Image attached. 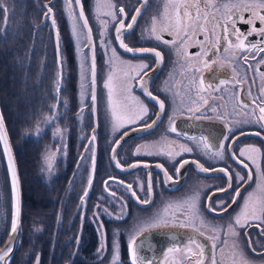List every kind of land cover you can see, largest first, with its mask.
<instances>
[{"label": "flooded vegetation", "instance_id": "obj_1", "mask_svg": "<svg viewBox=\"0 0 264 264\" xmlns=\"http://www.w3.org/2000/svg\"><path fill=\"white\" fill-rule=\"evenodd\" d=\"M39 1L41 3V11L38 22L34 26L36 31L35 37L31 38L30 41L27 36L29 47L35 51V54L32 53L27 61L30 78L33 79L32 68L38 63L41 78L37 77L36 84L40 88L42 85L47 92L51 91L52 82L57 80L59 74L61 80L59 91L63 92L66 99L60 98L59 100H55L49 97L47 105L49 115H47L51 116L54 114L52 106L56 105L58 111L55 115L60 118L61 115L68 112V117L66 120L62 119L60 121L57 118L52 123L47 124L46 127L49 134L52 135V132H55L57 128L64 131L66 127L64 125L65 121L71 123V120H74L71 123V128L67 125L68 128L66 127L67 130L65 131L64 138L67 143L72 139H74L73 142L77 140L79 148H81L74 163L72 154L69 152V161H66V164L62 163L60 165L59 171L61 174L53 181L52 194L48 192L45 185H42L40 190L41 193H44L42 194V201L39 200L36 203L40 207L39 211H42V215L44 211H53L55 207V201L52 200L53 195L58 194L56 190L60 184L64 181L67 182V187H70V192L73 194L74 199L79 197L78 202H81V197L84 199V203H80L78 206L73 222L80 225L82 235H89L86 245L91 246L92 249L96 245H98V248L101 246L103 233V243L105 246L103 253L109 254L111 257L108 264H110L113 256L114 240H118L119 242V264H130L128 238L136 228L142 223L149 222L158 213H162L167 204H180L197 192L200 194V208L203 218L210 224L226 227L229 221L240 211L244 197L253 191L257 184L256 166L247 159V155L241 157L239 155L240 150L249 145L259 147L261 149L259 163L261 168L264 169V129L255 123L234 127L231 133L225 128L226 123L239 119V116L233 114V105L237 104L238 99L243 100L249 105L248 109H246L249 112L264 100V96H261L264 80H261L259 73L254 70L257 61L261 57H264V53L257 54L253 51L238 54V70H240L241 76L245 77V82L235 86L232 84L227 85L228 91L222 89L218 93L205 94V98L209 100V105H206L201 111L205 112L209 106H219L218 112L221 115L224 113L228 114L224 120L217 119L216 114L210 111L207 112V115L211 119H188L189 114L186 112V106L189 100L188 95L185 94V85L188 84V81L180 74L179 58L170 46L157 42L154 38H150L146 31V29H150L151 27L152 16L159 15L162 10L163 0H147L146 8L143 7L145 0H114L117 6L118 18H124L119 16V8L123 7L125 10L127 14L125 18L126 24L131 22L133 15H136L135 9L141 8V14L137 17L133 29L125 30L124 42L133 49L156 48V50L162 53L163 62L158 65L152 53H137L134 55L120 48L119 42L115 39V28L118 26L116 22H109L106 39L111 41V47L116 49L120 59L130 61L133 65L141 62L149 65V69L146 70L148 71V77H146L148 89L158 100H162L165 104L164 112L160 113L158 102L145 94L144 90L139 86L138 81H132L130 95L138 98L144 107L148 109V113L135 124L126 125L114 133L111 127V116L107 110V89L104 88V82L109 70L107 61L111 56V51L109 48L101 45V27L96 19V0H81L85 16L92 30V49L90 50L88 47L86 49L89 54L90 64L93 54L96 63L97 100L94 114L92 112L91 100V74L86 82L87 87L85 91L87 94L83 103L81 102L80 75L77 69L78 61L75 55V41L73 40L69 20L66 15L64 0ZM49 7L52 8V13L49 16H45L44 13L47 12ZM73 7L77 11L79 10L75 4ZM100 11L102 13L104 9ZM262 14H264V10H262ZM243 17L244 20L251 19V14L244 12ZM101 18L109 19L102 15ZM52 19L56 21L55 27L52 25ZM244 20L237 19L235 26L240 32L248 33L251 31L252 25L245 23ZM254 24L257 29L264 27L259 20H255ZM57 30L60 37L59 56L57 55ZM216 31L222 35V29H217ZM163 37L165 40L173 39L166 32L163 33ZM197 39L204 41V35L198 34L197 37L187 42V52L194 63L200 53V45L196 43ZM231 39L234 41L235 37L233 36ZM245 42L264 44V40L255 32L248 36ZM223 46L222 43L220 54H223ZM244 55H255L256 59H249L248 63L245 64L242 59ZM209 58L211 59L212 57L210 56ZM248 65H252V68L250 69ZM217 69L218 66L213 65L212 71H203L204 77L215 84L218 83L219 79L224 78V73L231 76L230 69L225 68L223 72ZM259 70L260 72H264V65H260ZM119 76L120 72L117 71L116 78ZM100 77L101 79H99ZM72 89L74 90V95L70 96L69 93ZM249 90L252 93L251 96L248 95ZM174 93H180V95L174 96ZM191 95L194 97V93ZM220 97L223 98L221 99ZM254 98L256 99V104L252 103ZM65 100L67 101L66 106L63 104ZM121 102L130 112H137L139 110V105L130 98L122 96ZM73 106H75V110ZM82 107V118H78V112ZM178 111H183L184 114H177L173 117V113ZM236 111H240L238 105ZM158 113L159 119L156 124L152 128H145V125L156 120ZM170 117H173L178 133H188L189 135L198 136L203 131L205 135L211 137L213 142L217 144L223 142L225 146L224 159L204 156L185 136L169 131ZM105 120L107 121L104 122ZM93 128H95L96 139L90 143ZM132 129H135V131ZM125 131L130 136L121 141L120 138ZM139 131L142 133H137ZM257 132H260L259 136L256 135ZM130 133L137 134L131 135ZM225 135L229 137L227 140H223V136ZM57 137L59 138V136ZM107 139H110V142L103 147L102 144ZM117 140H120L119 146L115 143ZM180 145L192 147L193 151L190 153L181 152L180 155L175 156V159L163 154L168 151H175ZM86 147L89 151H85ZM138 147L140 148V153L136 154ZM92 148L95 149L94 170L92 165ZM113 148H116L115 160L112 158ZM149 150L154 153L160 150L163 151L161 154H145ZM233 154H235V159H233ZM184 160H187L188 163L181 169V175L176 176L175 168ZM117 161L120 162L121 167L116 166ZM193 161L203 164L209 171L207 173L197 172L196 165L192 163ZM240 161L247 163L249 168L245 169ZM133 164L137 166L131 167ZM158 164L163 165V168L167 169L169 175L173 178V182L165 181L163 171L156 166ZM220 169H226L227 175L219 171ZM249 171L252 173V180L250 181L247 179ZM236 173L245 177V181L240 182L239 185L235 179ZM90 175L92 176V184L89 187L88 178ZM228 175H231L233 178L232 188L228 189L227 192L220 191V188H228ZM149 180H151L153 185L152 203L145 205L139 203L133 197L132 192H135L141 199H147L146 190ZM128 185L132 186L131 191ZM238 186L241 195L236 198L237 202L232 204L227 212H222L219 207L220 201L223 200L231 203L232 197L235 196V189ZM85 190L88 191L86 197L83 196ZM112 193H115V195H112ZM209 203H212L216 211L208 210L207 205ZM122 205H126L124 216L122 219H117L116 217L121 213ZM103 209H107V212H104ZM168 211L170 217L173 214L178 220H182L184 217V212L176 207L169 208ZM94 213H97L98 216H94ZM101 225L103 226L102 228ZM163 229L171 230L175 235L168 239L167 242L169 243L164 250H159L153 255L147 256L155 258L156 264H165L164 253L173 244L179 245L181 250L169 253L167 264H181V261H183V264H189V261L186 259L187 249L185 245H187L190 236L196 237L206 245L208 255H211L214 251L211 248L212 242L205 238V236L213 235L210 229H201V231L205 232V236L199 235L198 232H194L191 228L172 227L169 225V227ZM238 230L240 233L239 242L246 259L250 264H264V234H262L264 233V223L252 221ZM117 232L119 233L118 236L116 235ZM220 236L221 241L225 239L223 232L220 233ZM48 239L50 238L48 237L44 240L47 251L50 252L51 247L48 246ZM232 239L231 237L228 238V245L226 246L221 244L220 241L217 242L218 248L215 250V255L217 260L223 259L224 264H231V259H234V257L230 256ZM78 240H82V237L78 236ZM221 247L223 248V253L220 251ZM38 258L39 264L54 263L53 260L49 263V259L45 253H42L41 257ZM33 264H37V258H35ZM205 264H208L207 260Z\"/></svg>", "mask_w": 264, "mask_h": 264}, {"label": "snow or ice", "instance_id": "obj_2", "mask_svg": "<svg viewBox=\"0 0 264 264\" xmlns=\"http://www.w3.org/2000/svg\"><path fill=\"white\" fill-rule=\"evenodd\" d=\"M65 11L68 17V20L71 24L72 35L76 38V49L81 56V102L85 96L86 88V76H85V62L87 57L83 53V48L88 47L92 49V30L89 26V21L85 16L81 0H64ZM78 6L79 10L77 11L73 5ZM144 8L147 7V0L143 5ZM0 8H4L5 11V20L7 19V8L4 6L3 0H0ZM101 9L104 11L101 13ZM117 6L114 3V0H96V19L100 24L101 31V45L103 47L109 48L111 51V56L109 57L107 63L109 65V70L104 82V88L107 89V110L111 116V127L113 132H118L120 129L124 128L126 125L135 124L138 120L142 119L147 115L148 109L138 100V98L131 96L132 81H138L139 86L144 90L145 94L151 99L155 100L159 104L160 113L164 112L165 104L162 100H158L151 91L148 89V83L146 77H148L149 65L146 63H139L133 65L130 61H125L120 59L117 51L114 47H111V41L106 39L107 29L109 22H116L118 26L115 28L116 41L119 42V47L124 49L127 52L133 53H152L154 55L156 63L159 65L163 62V55L156 48H136L133 49L129 47L128 44L124 42V32L126 29L131 30L134 27V24L137 21V17L141 14V8L135 9L136 15L131 17V22L125 23V18L127 14L123 7L119 8V16L124 18H118ZM264 0H163V8L160 11L159 15H154L151 18V27L146 29L148 36L154 38L157 42H161L167 46H170L176 56L179 58V68L180 74L185 77L188 81V84L185 85V94L188 95V104L186 106V112L189 114L188 119H211L207 115V112L210 111L216 114V118L219 120H224L225 116L228 115L224 113L221 115L218 112L219 106H209L205 112L201 110L209 105V100L205 98V94L211 95V93L228 91L226 87L229 84L233 86L239 85L245 82V77H242L240 74L239 65L237 64L238 54L240 53H250L255 51V53H264V44L257 43H246L247 37L252 35L254 32L261 36L264 40V27L257 29L255 27L254 21L259 20L261 25H264ZM248 12L251 14V19L244 20L243 13ZM52 13V8H48L47 12L44 13L45 16H49ZM101 15L108 17L109 19H102ZM244 20L245 23L252 25L251 31L248 33L240 32L235 24L236 20ZM53 27L56 26L55 19H52ZM217 29H222V35L217 33ZM168 33L173 37L172 40H165L163 33ZM198 34L204 35V41L196 40V43L200 45V53L196 58V62L192 61L189 53L187 52V42L197 37ZM235 37V40L231 37ZM59 31L57 30L56 40H57V55L59 56ZM206 42V43H205ZM223 43V54H220L221 44ZM212 57L211 59L209 57ZM245 64L248 63L249 59H256L255 55L248 56L244 55L242 57ZM213 65L218 66V71L223 72L225 68L230 69L231 76H228L227 73H224V78L218 80V83H213L212 81L207 80L203 71H212ZM264 65V57H261L257 61L255 71L259 73L261 80H264V72H260L259 66ZM251 69L252 65H248ZM91 100H92V112L95 113L96 110V63L95 56L91 57ZM120 72V76L116 78V72ZM60 90V78L56 80V92L59 93ZM211 90V92H209ZM194 93V97L191 95ZM175 95H180V93H174ZM248 95L251 96L252 93L249 90ZM130 98L132 101H135L139 105V110L137 112H130L122 104L121 97ZM261 96H264V88L261 89ZM216 98V97H213ZM221 99L223 97H220ZM58 99V97H57ZM59 102V101H58ZM253 104H256V99L252 100ZM63 104L66 106L67 101H63ZM237 105L240 108V111L237 112ZM53 109L56 108V105L52 106ZM249 105L243 100H237V104L233 105V114L239 116V119L232 120L225 124V128L229 133H231L234 127H238L242 124L255 123L264 129V100L261 101L259 105H256L252 111H246ZM258 111V115H257ZM177 114L183 115V111H178L173 113V117ZM83 107L78 112V118H82ZM173 117L169 118V131L178 133V129L175 126V121ZM58 117L55 113L51 116L46 115L43 119V123L50 124ZM159 119V113L157 114L156 120H153L150 124L145 125V128H152L157 120ZM39 123L36 128V133L39 134L41 129L39 128ZM135 131V129H132ZM66 131V130H64ZM64 131L57 128L53 133L54 136L63 137ZM128 132L125 131L121 140L124 136H127ZM178 135H183L188 141H191L197 149L201 151L204 156L211 158L224 159L225 156V146L223 142L219 144L212 141L211 137L205 135L202 131L198 136L189 135L188 133H178ZM257 136L260 135V132L256 133ZM229 137L227 135L223 136V140H227ZM95 137V128H93V135L91 136V142H94ZM0 141L4 144L5 154L8 158V170L11 174L12 182V200H13V212L11 219V232L17 233L20 212H21V201L19 194V182L16 174V168L13 161L11 148L8 143L7 134L4 131V121L3 117L0 116ZM116 145L119 146L120 140L115 141ZM147 147V146H144ZM175 147V146H173ZM85 151H89L86 147ZM113 159H116V148L112 149ZM163 150L158 152H152L151 150L146 151L145 154H161ZM193 148L185 145H180L175 151H168L166 154L169 158L175 159V156L180 155L181 152H192ZM92 153V165L93 170L95 168V149H91ZM140 153V148L136 149V154ZM261 154V149L256 146L249 145L246 148L240 150L239 155L244 157L247 155V159L250 160L256 166L257 172V184L256 188L253 191L249 192L247 196L244 197L243 203L240 207V211L229 221L226 227H221L218 225H213L208 223L202 215L200 208V194L197 192L191 197L187 198L184 202L173 205L167 204L162 213H158L153 217L149 222L142 223L136 228V230L128 238V251L130 254V264H156L155 258H149L145 256L144 250L151 247L149 235L150 229H163L169 227L179 226L180 228H191L194 232H198L199 235L205 236V232L201 231L203 228L210 229L213 233L212 236H205L207 240H210L211 248L214 250L211 255H208L206 252V245L203 242H200L196 237L190 236L188 238L186 259L189 261V264H205L207 260L208 264H224L223 259L217 260L215 255V250L218 248L217 242L220 241L223 245H228V238L231 237V253L230 256L234 257L231 259V264H250L246 259L244 251L239 242V230L240 228L245 227L246 224H249L252 221H260L264 223V169L261 168L259 163ZM235 154H233V159H235ZM53 157L51 155H45L43 160L46 167V170L51 174L53 172ZM83 159V157H81ZM243 164L245 169L249 168L247 163L240 161ZM188 163L187 160H184L179 163V166L175 168V175H181V169ZM193 164L196 165V170L199 173H207L208 168L204 167L203 164H200L198 161H193ZM117 167H121L119 161L116 162ZM136 164L131 165V167H136ZM158 168H161L163 171L164 179L166 182H173L172 176L169 175L167 169L163 168V165H156ZM219 171L224 172L227 175L226 169H220ZM235 179L237 184L245 181V177L236 173ZM247 179L252 180L251 171L248 172ZM233 178L231 175H228V188H220V191L227 192L228 189L232 188ZM123 183V182H121ZM92 184V176L88 178V186ZM131 185H128L129 190L131 191ZM143 190V189H142ZM147 199H141L135 192H132L133 197L141 204H150L152 203L151 197L153 195V185L151 180H149L147 186ZM88 191L85 190L83 196L86 197ZM115 195V193H112ZM241 195L239 186L235 189V196L232 197L231 203L227 201H220L219 207L222 212H227L228 208L237 202V197ZM84 203L83 197H81V204ZM99 207V206H97ZM126 205H122L121 213L116 218L122 219L124 216V208ZM176 207L184 212V217L182 220H178L173 214L169 215V208ZM209 211H216V208L213 207L212 203L207 205ZM104 212H107V209H103ZM111 215V214H110ZM94 216H98L97 213H94ZM103 226L101 225V228ZM259 227V225H257ZM224 233L225 239L221 241L220 233ZM264 234V233H262ZM118 236L119 233L117 232ZM14 237L10 238L9 244L4 248L0 249V261H5V258L9 255L12 249V240ZM78 239V238H77ZM194 246V247H192ZM103 243V233H102V242L98 253H103L104 251ZM181 247L179 245H171L167 248V251L164 253L165 264H167V257L169 253L179 252ZM221 253H223V248H220ZM120 255H119V242L114 240L113 242V256L110 264H119ZM6 264V261H5ZM37 264H39V258L37 257ZM183 264V261H181Z\"/></svg>", "mask_w": 264, "mask_h": 264}, {"label": "rangeland", "instance_id": "obj_3", "mask_svg": "<svg viewBox=\"0 0 264 264\" xmlns=\"http://www.w3.org/2000/svg\"><path fill=\"white\" fill-rule=\"evenodd\" d=\"M3 2L7 8V19L5 20L4 8H0V73L3 76V79L0 76V97H2L0 106L12 140L16 162H18V173H20L24 195L22 230L15 251L10 258V264H33L35 258L41 257L42 253L46 254L49 263L53 260V264H108L111 259L110 255L98 253L100 249L98 245L94 249L87 246L89 235H82L80 225L73 222L81 202H78L79 197L74 199L70 187H67V182L60 184L56 190L58 194L53 195L52 200L55 201L53 211H44L42 215V211H39L40 207L36 204L39 200L42 201V194H44L40 191L42 185H45L48 192L52 194L53 181L61 174L60 165L69 161V152L72 154L74 163L81 148L77 140L73 142L74 139H72V142L67 143L64 138L65 131L63 138L54 136V131H51L52 135L49 134L47 124L43 123L44 117L49 115L47 112L48 98L66 99L62 91L57 94L56 80L52 82L51 91L46 92L42 85L40 88L36 84L37 77L41 78L38 63L32 68L33 79L30 78L27 61L32 53L35 54V51L29 47L27 36L30 41L35 37L34 26L38 22L41 11L40 1L3 0ZM72 37L75 41V55L78 61L77 69L81 86V56L76 49V38L73 35ZM83 53L88 58L85 62L87 82L91 74V64L86 47L83 48ZM69 94L73 96L74 90L72 89ZM86 94L85 91V96ZM5 108L8 113H5ZM73 108L75 110V106ZM52 110L55 114L58 111L53 107ZM65 113L60 118L58 117L59 121L67 119L68 112ZM17 119L21 120L18 126ZM38 122H40L39 128L41 129L39 134L36 133ZM73 122L74 120H71V123ZM71 123L65 121L64 125L71 128ZM66 127L64 130H67L68 127ZM56 138L58 139L55 140ZM109 142L110 139L105 140L102 146L105 147ZM45 155L53 157L51 174L46 170L47 166L43 160ZM12 212L11 174L0 141V248L11 232ZM78 236H81L82 240H78ZM48 237L50 238L48 239L50 252L47 251L44 240Z\"/></svg>", "mask_w": 264, "mask_h": 264}, {"label": "water", "instance_id": "obj_4", "mask_svg": "<svg viewBox=\"0 0 264 264\" xmlns=\"http://www.w3.org/2000/svg\"><path fill=\"white\" fill-rule=\"evenodd\" d=\"M0 116L3 117V111H2L1 106H0ZM3 121H4V131L7 134L8 143H9V146L11 148V153H12L13 161H14L15 168H16V174H17L18 182H19L20 201H21V212H20L18 231H17V233L10 232L9 236L7 237L8 238L7 241L0 248V249H4L9 244L10 238L14 237V239L12 240V249L13 250L5 258L6 264H10V261H11L10 258L12 257V254L15 251V247L17 245V242L19 240V235H20L21 230H22L21 225H22V219H23L22 211H23V197H24V195L22 194L23 188H22V183H21V179H20V173H18V162H16L15 151L13 150L12 140L10 138L9 130L7 129V124H6L4 117H3ZM137 133H142V132L139 131ZM137 133H130V134L132 135V134H137ZM127 136H130V135L128 134ZM127 136L123 137V139L121 141L125 140L127 138ZM1 143H2V147H3V151L5 152L4 144L2 141H1ZM6 160L8 162L7 155H6ZM145 235H149V240H150V244H151V247L145 249L144 253H143L145 256H148V255H153L154 253H156L159 250H164V248L169 243V242H167L168 239L171 238L172 236H174L175 234H173L171 232V230L150 229L149 233H145ZM5 261H0V264H5Z\"/></svg>", "mask_w": 264, "mask_h": 264}, {"label": "trees", "instance_id": "obj_5", "mask_svg": "<svg viewBox=\"0 0 264 264\" xmlns=\"http://www.w3.org/2000/svg\"><path fill=\"white\" fill-rule=\"evenodd\" d=\"M0 76H2V74L0 73ZM2 79H3V76H2ZM1 92V91H0ZM0 101L2 102V97H0ZM5 113H8L7 109L5 108ZM21 122L20 119H17V126L19 125V123ZM17 128V127H16Z\"/></svg>", "mask_w": 264, "mask_h": 264}]
</instances>
